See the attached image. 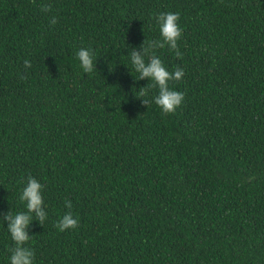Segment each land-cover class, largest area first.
<instances>
[{
	"label": "trees",
	"instance_id": "1",
	"mask_svg": "<svg viewBox=\"0 0 264 264\" xmlns=\"http://www.w3.org/2000/svg\"><path fill=\"white\" fill-rule=\"evenodd\" d=\"M167 11L179 55L156 52L184 101L163 114L126 54ZM29 176L48 212L35 264H264V0H0V215ZM66 200L79 224L61 232Z\"/></svg>",
	"mask_w": 264,
	"mask_h": 264
},
{
	"label": "clouds",
	"instance_id": "2",
	"mask_svg": "<svg viewBox=\"0 0 264 264\" xmlns=\"http://www.w3.org/2000/svg\"><path fill=\"white\" fill-rule=\"evenodd\" d=\"M43 11H48L44 6ZM180 14L178 12H159L155 14L153 20L159 33L156 40H144L138 47L129 46L127 57L131 69L138 75V80L147 79L148 83L139 88L137 96L142 98V104L148 106L149 102L154 104L163 114L173 113L183 103L184 94L174 88L169 87V82L181 80L184 76V69L176 67L169 71L164 61L157 54V49L168 48L169 51L179 55L178 42L182 37V28L178 21ZM56 23L55 18L51 21ZM76 57L79 61V67L84 73H93L97 71V59L95 52L90 47H82ZM25 67H30L28 60L24 61ZM155 90V91H153ZM19 200L24 204V210L13 213L10 209L0 215V222H7V231L10 234L14 247L10 249L8 264H35V253L28 246L31 239L29 228L33 221L42 225L48 219L47 205L44 199V185L35 177L29 176L19 193ZM66 211L57 221L56 227L63 232L69 229H76L79 224V217L70 209L71 201H65Z\"/></svg>",
	"mask_w": 264,
	"mask_h": 264
}]
</instances>
